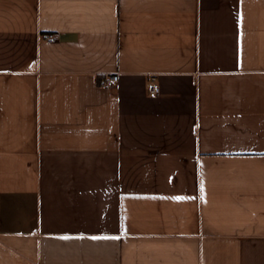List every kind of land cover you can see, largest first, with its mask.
<instances>
[{
  "label": "crops",
  "instance_id": "obj_1",
  "mask_svg": "<svg viewBox=\"0 0 264 264\" xmlns=\"http://www.w3.org/2000/svg\"><path fill=\"white\" fill-rule=\"evenodd\" d=\"M262 154L264 0H0V264H264Z\"/></svg>",
  "mask_w": 264,
  "mask_h": 264
},
{
  "label": "built area",
  "instance_id": "obj_2",
  "mask_svg": "<svg viewBox=\"0 0 264 264\" xmlns=\"http://www.w3.org/2000/svg\"><path fill=\"white\" fill-rule=\"evenodd\" d=\"M47 39L49 40H52L54 39V35H47L46 36ZM119 81V75L117 73H114V74H107L104 76V79H103V86L104 87H113L117 82ZM160 91V87L158 84L154 83V82H151V85H150V93L153 94V95H156L158 94Z\"/></svg>",
  "mask_w": 264,
  "mask_h": 264
},
{
  "label": "snow or ice",
  "instance_id": "obj_3",
  "mask_svg": "<svg viewBox=\"0 0 264 264\" xmlns=\"http://www.w3.org/2000/svg\"><path fill=\"white\" fill-rule=\"evenodd\" d=\"M262 155H264V154H262ZM203 189V185H201V190ZM177 199H181V198H177ZM66 238V237H65ZM94 239L96 238V237H93Z\"/></svg>",
  "mask_w": 264,
  "mask_h": 264
}]
</instances>
